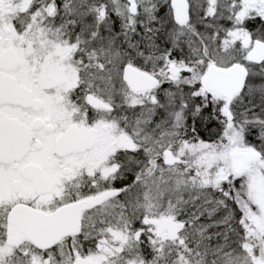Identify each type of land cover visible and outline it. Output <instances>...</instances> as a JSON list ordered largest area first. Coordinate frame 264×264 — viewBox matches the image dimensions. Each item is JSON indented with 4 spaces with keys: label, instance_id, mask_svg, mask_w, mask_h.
Segmentation results:
<instances>
[{
    "label": "rangeland",
    "instance_id": "obj_1",
    "mask_svg": "<svg viewBox=\"0 0 264 264\" xmlns=\"http://www.w3.org/2000/svg\"><path fill=\"white\" fill-rule=\"evenodd\" d=\"M170 1L57 0L56 3L55 0H43L40 4L41 22L46 17L50 21L45 25H51V18L55 19L54 23L59 26L56 31L62 34L69 27L71 41L70 45L64 46L37 32L36 49L42 58L38 71L42 72L45 67L43 72L52 75L91 76L102 85L103 90L98 92L100 97L109 103L119 99V105L132 115L124 122L121 119L119 128L107 121L103 123L105 127L99 126L100 137L88 154L96 158V169L103 178L111 177L117 170L119 173L130 170L135 177L133 186L121 195L118 207L110 203L104 205L102 236L89 258L95 264H263L264 158L256 149L245 145L241 129L230 121L225 131L226 143L220 147L187 142L180 138L177 127L184 105L181 88L199 81L197 92H205L202 80L210 64L229 67L239 63L246 68L247 78L264 71L262 64L254 65L255 69L253 64L245 61L253 39L242 27L247 17L258 15L264 20V0H185L188 26L175 22ZM29 2L25 0L24 7ZM161 2L167 4L166 16L171 22L167 27L168 35L184 37L188 58L178 61L165 57L164 70L147 73L158 79L156 88L161 84L166 86L158 91H154L155 88L136 93L122 78V68L128 64L123 50L128 46L126 35L140 15L154 12ZM131 4L136 7L133 14L128 9ZM0 9L11 15L14 22L18 0H0ZM64 13L65 22L62 21ZM162 27L166 28L165 22ZM9 31V36L16 35V30ZM246 39L248 46L243 45ZM203 64L206 66L199 74ZM171 65L178 70L176 76L169 72ZM259 89L264 88L259 86ZM223 112L230 118L228 104L224 105ZM234 148L257 151L259 158L246 170L236 173L239 160L230 156ZM165 151L171 154L166 163ZM138 153H143L147 160L159 154L161 166L156 162L152 169L149 168L151 161L143 163L138 159ZM112 160L117 163L112 164ZM181 162L187 172L178 171L175 164ZM236 180L240 181V186L234 194L242 212L240 222L247 241L236 246L234 253H216L203 246L205 243L199 235L191 236L190 229L177 221L170 210L175 207V197L185 191L194 187L217 188ZM159 217H169L175 222L174 240H169L166 232L155 236V227L149 226L147 220ZM218 246L220 244L216 248ZM141 249L155 253L156 259L161 256L165 260L145 259Z\"/></svg>",
    "mask_w": 264,
    "mask_h": 264
},
{
    "label": "flooded vegetation",
    "instance_id": "obj_2",
    "mask_svg": "<svg viewBox=\"0 0 264 264\" xmlns=\"http://www.w3.org/2000/svg\"><path fill=\"white\" fill-rule=\"evenodd\" d=\"M24 1L18 0L14 22L0 9V264L94 263L89 255L102 236L104 205L118 207L133 186V174L123 175L127 171L103 178L96 158L88 156L99 126L107 121L121 127L119 99L109 103L100 97L102 85L91 76L38 71L36 33L65 46L71 32L69 27L57 32L55 19L51 25H45L46 17L41 22L43 0H30L27 7ZM9 29L16 30L14 37ZM88 95L111 109L91 106ZM59 210L58 221L78 217L79 230L37 245L31 236L54 231Z\"/></svg>",
    "mask_w": 264,
    "mask_h": 264
},
{
    "label": "trees",
    "instance_id": "obj_3",
    "mask_svg": "<svg viewBox=\"0 0 264 264\" xmlns=\"http://www.w3.org/2000/svg\"><path fill=\"white\" fill-rule=\"evenodd\" d=\"M160 5L149 15L138 17L126 35L128 46L123 48L124 57L129 64L149 73L164 70L166 68L165 57L178 61L188 58L184 37L174 35L175 37L172 38L168 35L167 27H170L171 22L166 16L167 4L161 2ZM164 22L166 28L162 27ZM242 27L253 40L264 39V20L260 16L245 18ZM205 66V64L202 65L199 74L204 71ZM253 67L256 69L254 65ZM165 86L161 84L154 91L161 90ZM259 86L264 88V71L253 78L249 76L246 79L245 88L228 103L230 116L228 118L223 112L226 101L224 102L223 99L210 92H197L199 81L185 84L180 90L184 105L182 120L177 127L178 135L187 142L203 143L207 147H220L226 143L225 131L227 122L230 121L241 129L245 145L256 149L264 158V89H259ZM119 115L122 121L132 116L131 113L127 114L124 111L122 104L119 105ZM154 155L147 160L143 153L137 154L138 159L143 163L151 161L149 164L151 169L156 162L161 166L159 154ZM184 163L175 164L178 171L187 172ZM189 172L192 176L193 171L190 169ZM126 173L123 175L131 177L133 174L132 171ZM134 181L135 177L133 183ZM122 185L120 183V187ZM239 186L240 181L236 180L235 183L229 182L226 185L224 183L217 188L194 187L191 191H185L175 197V207L170 212L177 221L190 229L188 232L191 236L199 235L202 238L206 249H214L216 253L224 251L234 253L236 246L247 241L240 222L242 212L237 206L234 194ZM219 244L220 246L216 248ZM144 252L145 250L141 249V254ZM145 253L142 254L145 259H156L155 253ZM157 258L156 260L160 262L165 260L161 256Z\"/></svg>",
    "mask_w": 264,
    "mask_h": 264
},
{
    "label": "water",
    "instance_id": "obj_4",
    "mask_svg": "<svg viewBox=\"0 0 264 264\" xmlns=\"http://www.w3.org/2000/svg\"><path fill=\"white\" fill-rule=\"evenodd\" d=\"M170 5L174 10V20L178 24H185L188 20L187 5L185 0H171ZM129 12L135 13L136 7L131 4L129 6ZM247 39L243 42V45H247ZM245 59L254 65H261L264 63V40L255 39L252 42L251 48L246 52ZM171 75L176 76L178 70L174 65L169 67ZM122 78L128 85L131 91L139 93L145 91H152L158 84V79L131 65L125 64L122 68ZM247 79V70L239 63H234L229 67H218L215 64H210L204 73L202 80V90L210 93H215L218 96L225 99L226 103L231 102L235 96H237L244 88ZM87 103L93 107H100L104 109H111V106L102 102L99 99L94 98L91 95L87 96ZM87 144H90L87 143ZM230 156L234 159H238L239 163L235 170L236 173H240L247 169V167L259 158V153L254 150H238L234 148ZM165 163L171 158L169 151L164 152ZM63 210L56 212L55 216V230L46 231L43 235H33L31 238L39 245L44 246L57 242L59 238L74 234L79 230V219L76 221H70L61 223L58 221ZM54 219V217H53ZM149 226L155 227L154 233L156 237H159L161 233L166 230L169 240L175 239V222L169 217L149 218L147 220ZM37 234V233H36ZM74 264H94L93 262L82 259ZM264 264V263H263Z\"/></svg>",
    "mask_w": 264,
    "mask_h": 264
}]
</instances>
